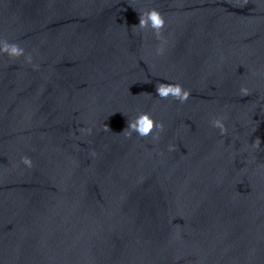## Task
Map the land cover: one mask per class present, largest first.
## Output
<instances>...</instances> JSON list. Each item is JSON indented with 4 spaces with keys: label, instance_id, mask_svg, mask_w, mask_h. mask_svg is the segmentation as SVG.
Segmentation results:
<instances>
[{
    "label": "water",
    "instance_id": "1",
    "mask_svg": "<svg viewBox=\"0 0 264 264\" xmlns=\"http://www.w3.org/2000/svg\"><path fill=\"white\" fill-rule=\"evenodd\" d=\"M0 38V264H264V0H0Z\"/></svg>",
    "mask_w": 264,
    "mask_h": 264
},
{
    "label": "clouds",
    "instance_id": "2",
    "mask_svg": "<svg viewBox=\"0 0 264 264\" xmlns=\"http://www.w3.org/2000/svg\"><path fill=\"white\" fill-rule=\"evenodd\" d=\"M166 24V18L164 15L155 7L145 9L139 12V23L132 26L134 32L140 33L147 30H151L157 40L162 38V29ZM164 45L161 44L155 50L157 56L162 55L164 52ZM6 54L9 58L15 59L23 57L25 62L32 64L33 67L37 65L33 64V56L31 53L26 51L24 45L16 41L0 38V55ZM166 80V78H164ZM249 89L245 86L240 88L241 95H248ZM156 93L159 98L167 99L173 97L180 103H184L190 96V90L184 88L179 83L171 82H157ZM211 126L218 128L221 134H224L227 129L222 117L214 118L211 122ZM156 129L157 131H154ZM165 129L163 121H157L150 112L141 111L135 114L133 117L127 119V126L121 133H124L126 137H132L135 134L138 137H149L151 136L153 142H158L160 139L159 133H162ZM107 130V129H106ZM261 140L257 138L253 144V148H259ZM167 150L169 152L175 150L174 144H168ZM21 163L26 168L33 167V161L28 156L21 157Z\"/></svg>",
    "mask_w": 264,
    "mask_h": 264
}]
</instances>
